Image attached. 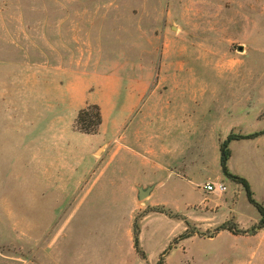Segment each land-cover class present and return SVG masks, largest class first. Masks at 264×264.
<instances>
[{"label": "rangeland", "instance_id": "rangeland-1", "mask_svg": "<svg viewBox=\"0 0 264 264\" xmlns=\"http://www.w3.org/2000/svg\"><path fill=\"white\" fill-rule=\"evenodd\" d=\"M0 62L78 71L120 126L94 184L109 194L64 195L59 222L12 182L0 264H264L262 215L220 161L223 141L256 134L230 142L228 166L264 208V0H0Z\"/></svg>", "mask_w": 264, "mask_h": 264}, {"label": "crops", "instance_id": "crops-1", "mask_svg": "<svg viewBox=\"0 0 264 264\" xmlns=\"http://www.w3.org/2000/svg\"><path fill=\"white\" fill-rule=\"evenodd\" d=\"M17 69L22 76L16 75ZM32 70L39 74L29 75ZM93 95L81 86L78 71L58 65L33 69L0 62V162L6 167L0 168V196L22 194L19 189L35 195L29 209L41 212L39 222H59L64 195L84 196L77 202L81 205L97 187L99 195L109 194L106 186L94 184L105 178L111 162L106 153L120 126L106 123L103 113L96 133L82 132L76 126L82 108L89 104L104 108L106 101ZM3 146L9 148L7 159L2 158ZM14 168L19 172L14 174ZM199 189L204 192L201 186ZM46 195L52 196L49 204L44 203ZM36 198L39 204H35ZM98 199H93V205L101 203Z\"/></svg>", "mask_w": 264, "mask_h": 264}, {"label": "trees", "instance_id": "trees-1", "mask_svg": "<svg viewBox=\"0 0 264 264\" xmlns=\"http://www.w3.org/2000/svg\"><path fill=\"white\" fill-rule=\"evenodd\" d=\"M102 122V114H101V109L100 106L98 104H89L86 107L82 108L79 113H78V117L76 120V126L77 128L85 133H96L98 131V128L100 126ZM256 134H251L249 136H235V135H231L229 138H227L225 141L222 142L221 146H220V151H221V155H220V161H221V165L223 168V171L225 173V175L233 178L234 180L238 181L239 183L243 184V186L245 187V190L247 192V196L249 198V200L255 204V206L259 209L261 215H262V219L264 220V208L263 206L258 203L254 196H253V191L251 189V186L249 184V181L242 176H239L237 174H234L230 171L229 166H228V162L229 159L231 158L232 155V151L231 148L229 146L230 142L234 139H240V138H245V137H255ZM139 224L135 223V228H134V244L135 247L139 250ZM143 253V252H142Z\"/></svg>", "mask_w": 264, "mask_h": 264}, {"label": "water", "instance_id": "water-1", "mask_svg": "<svg viewBox=\"0 0 264 264\" xmlns=\"http://www.w3.org/2000/svg\"><path fill=\"white\" fill-rule=\"evenodd\" d=\"M156 183L148 184V185H138L136 191V198L139 201H142L149 197L155 190Z\"/></svg>", "mask_w": 264, "mask_h": 264}, {"label": "built area", "instance_id": "built-area-1", "mask_svg": "<svg viewBox=\"0 0 264 264\" xmlns=\"http://www.w3.org/2000/svg\"><path fill=\"white\" fill-rule=\"evenodd\" d=\"M203 190L209 193L213 192H225L227 190V186L223 182H207L203 185Z\"/></svg>", "mask_w": 264, "mask_h": 264}]
</instances>
